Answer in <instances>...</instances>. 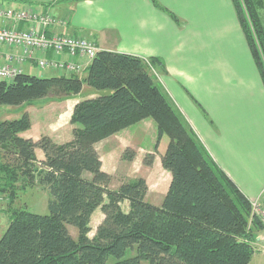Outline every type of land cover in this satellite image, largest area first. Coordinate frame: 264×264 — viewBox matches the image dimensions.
<instances>
[{
  "label": "trees",
  "instance_id": "16d2710c",
  "mask_svg": "<svg viewBox=\"0 0 264 264\" xmlns=\"http://www.w3.org/2000/svg\"><path fill=\"white\" fill-rule=\"evenodd\" d=\"M231 2L264 87V0ZM147 61L98 50L83 77L21 72L0 83V105L9 106L49 95H77L83 84L108 91L74 105L73 137L64 143L46 135L37 140L22 136L31 126L26 112L0 121V199H5L10 218L0 236V264L249 263L252 242L263 228L251 215L250 200L212 159L156 81L151 70L165 72L163 62ZM146 118L155 123L157 142L167 138L161 165L171 179L159 205L145 200L141 178L112 188L95 148L97 141ZM20 181L47 189V213L13 205ZM123 201H128L127 210L121 207ZM98 208L103 217L89 236Z\"/></svg>",
  "mask_w": 264,
  "mask_h": 264
},
{
  "label": "crops",
  "instance_id": "0c3cea01",
  "mask_svg": "<svg viewBox=\"0 0 264 264\" xmlns=\"http://www.w3.org/2000/svg\"><path fill=\"white\" fill-rule=\"evenodd\" d=\"M28 1L33 3L0 0V4L51 13L56 22L44 29L47 34L81 36L93 41L99 50L135 55L146 62L149 58L161 60L165 72L156 70L159 84L190 122L213 160L250 201L260 194L264 187V87L231 0H156L178 18V23L152 0ZM0 25L15 26L1 20ZM16 26L23 29L28 25ZM0 51L12 50L0 45ZM46 55L68 59L66 54ZM74 61L82 64L83 70L77 75L83 77L90 60ZM22 71L38 76L68 75L39 69L32 62L22 65ZM84 89L86 98L102 93L83 84L79 94L54 100L53 126H39L32 133L35 124L30 115L31 126L21 135L33 140L47 135L55 143L70 141L74 127L70 116L74 105L84 99ZM158 143L156 126L150 118L97 141L101 169L111 176L110 186L116 188L142 178L147 185L144 198L159 205L171 175L161 165L167 138L162 136ZM155 146L159 154L144 165L145 152L153 153ZM127 148L135 153L126 160L123 152ZM135 160L138 171L132 170ZM158 177L166 179L162 191L155 183ZM149 179L155 184L149 185ZM102 217L101 213L98 222ZM256 233L253 246L260 243L257 246L264 248V228Z\"/></svg>",
  "mask_w": 264,
  "mask_h": 264
},
{
  "label": "built area",
  "instance_id": "2783aa9c",
  "mask_svg": "<svg viewBox=\"0 0 264 264\" xmlns=\"http://www.w3.org/2000/svg\"><path fill=\"white\" fill-rule=\"evenodd\" d=\"M0 20L10 21L15 25H0V45L12 50L0 51V83L12 81L23 72L22 65L31 62L39 69L79 73L83 66L76 63L74 58L91 61L99 50L93 41L85 37L47 34L44 29L56 22L49 12L33 8L16 9L0 4ZM19 23H26L28 26L20 29L16 26ZM17 49L18 52L15 51ZM48 53L53 56L66 54L68 59L48 57ZM250 205L252 217H256L264 228V187L250 201Z\"/></svg>",
  "mask_w": 264,
  "mask_h": 264
},
{
  "label": "rangeland",
  "instance_id": "374dc122",
  "mask_svg": "<svg viewBox=\"0 0 264 264\" xmlns=\"http://www.w3.org/2000/svg\"><path fill=\"white\" fill-rule=\"evenodd\" d=\"M262 19L264 21V9L262 11ZM151 71H152L156 81L158 82L159 73L153 68H152ZM163 90H164V88H163ZM104 92L107 93L108 91L107 90L102 91V93H104ZM87 95H88L87 94V90L84 89L82 91L83 98H86ZM168 97H169V95H168ZM64 98H66V97H64ZM59 99H60L59 97H56L54 95H49L47 98L33 100L30 104H24V105H20V106L0 105V121L5 120V119H16V118H19L24 112H26V113H28L29 117L31 115L33 117V119H34V124H35L34 126L35 127H33L34 129H33L32 133L37 131V129L40 128L39 126H41V128L45 129L46 126H49V125L53 126L54 125L53 120L55 119L54 115L56 114V112L53 113V111L56 109L55 107H53L54 103H55L54 100H59ZM171 101L173 102L172 99H171ZM175 107L177 108L176 105H175ZM178 111L184 117V119L188 123L189 127L191 128V130L195 133L197 138L201 141V139L198 137V135L196 134V132L193 129L192 125L190 124V122L185 117V115L181 112V110L178 109ZM38 117H39V119L37 120ZM163 137L166 138L165 136H163ZM201 143L203 144L202 141H201ZM158 145H159V143H158ZM158 145H157V147H158ZM203 146H204V144H203ZM157 147L156 148L153 147V153H148L147 154L145 152L144 165H147L148 164L147 162H149V161H153V159H155L156 155L159 154V153L157 154ZM35 150H36L35 151L36 157L38 158V160H42L44 158V155H43L42 151L39 148H36ZM124 153H126L127 157L124 156ZM133 153H135V152L132 149H128L127 148L123 152V158H125L127 160V159L131 158ZM132 165H133L132 170L133 169H136L137 171L139 170V165L138 164H137L138 168H136V160H135V162L132 163ZM149 178H150V176H149ZM158 178H159V180H158ZM158 178H157V181L155 180V183H157V186L162 191L163 187H164V183L166 182L165 181L166 179H165V177H158ZM143 181H144V184H145V187H146L147 185L145 183V180L143 179ZM155 183H153L149 179V185L150 184L154 185ZM19 184H20L18 186L19 189L17 190V196L18 197H17V200L14 201L15 203L13 205L17 206V207H20V206L23 207L24 206L25 208L28 209V211H33V212L40 213V214L47 213L48 212V209H47V199H48L47 189L45 187L38 186L36 184H32V185L24 184L23 181H20ZM146 190H147V187H146ZM159 192L160 191L158 189L157 193H159ZM158 200H159V198L157 199V201ZM4 201H5L4 198L0 199V217H1V219H0V236L2 235L4 230L6 229L7 225L9 224V221H10V218L8 217V215L6 213L7 212L6 209H5L6 208V203ZM151 202H153V201H151ZM121 207L123 209H127L128 208V201H123L121 203ZM101 213L102 212L100 211V209H97L96 212L94 213V215H92L91 220H90V225H89V227H90V232L88 234L89 236H92L94 234V232L96 230V227H97V225L99 223L98 220L100 219ZM70 232H71V234L73 236H76L77 232H76L75 228L70 227ZM256 239H257V233H256V237L253 240L252 244L254 242H257ZM255 245H256V243H255ZM257 245H260V243L257 244ZM257 245L254 247L255 249H254L253 256H252V258H251V260L249 261L248 264H264V248H263L262 245H261V247H259ZM142 263H145V262H142Z\"/></svg>",
  "mask_w": 264,
  "mask_h": 264
}]
</instances>
